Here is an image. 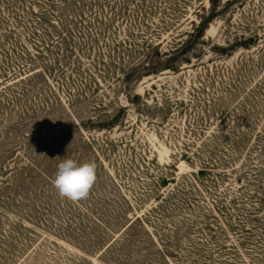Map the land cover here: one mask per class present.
<instances>
[{
	"label": "rangeland",
	"instance_id": "rangeland-1",
	"mask_svg": "<svg viewBox=\"0 0 264 264\" xmlns=\"http://www.w3.org/2000/svg\"><path fill=\"white\" fill-rule=\"evenodd\" d=\"M210 6L0 0V183L29 194L0 196V264H264V0L191 35ZM66 158L97 165L85 200Z\"/></svg>",
	"mask_w": 264,
	"mask_h": 264
},
{
	"label": "clouds",
	"instance_id": "clouds-1",
	"mask_svg": "<svg viewBox=\"0 0 264 264\" xmlns=\"http://www.w3.org/2000/svg\"><path fill=\"white\" fill-rule=\"evenodd\" d=\"M97 165L94 161L78 163L66 158L57 167L52 185L62 199L79 202L89 197L97 180Z\"/></svg>",
	"mask_w": 264,
	"mask_h": 264
},
{
	"label": "trees",
	"instance_id": "trees-1",
	"mask_svg": "<svg viewBox=\"0 0 264 264\" xmlns=\"http://www.w3.org/2000/svg\"><path fill=\"white\" fill-rule=\"evenodd\" d=\"M219 1L220 0H209V2H210V8H211V13L210 14H208L207 16H204L203 18H201V22L199 23V25L198 26H196V30L194 31V33L193 34H191V35H194L195 33H197V35L198 36H200V37H202L203 36V34L206 32V30H208V26L210 25V23L213 21V20H215L217 17H218V4H219ZM255 39H257V36L255 37ZM250 44H249V46H248V48L249 47H251L253 44H251V43H255V41L253 40V38L252 39H250V41H248ZM182 49H184V46H181L180 48H178V49H176L175 50V52H178L179 53V51L180 52H182L183 50ZM219 50H223L222 48H218ZM173 61V60H172ZM163 70H169V69H172L171 67H167V66H165L164 68H162ZM154 71H158V70H154ZM159 71H162V70H159ZM150 75V73L149 74H147L146 76H149ZM261 137V136H260ZM6 153H10V152H6ZM3 154H5V152H2V153H0V156H3ZM0 167H2L1 169H0V172L1 173H5V172H7V170H6V168L5 167H3V166H0ZM34 169H36V168H33V167H29L28 169H26L27 170V172H33L34 171ZM35 172V171H34ZM201 173H203V171H201ZM14 174V171H10V174H8L9 175V177L11 176V175H13ZM29 174V173H28ZM8 175H6V176H8ZM26 176V175H25ZM12 177V176H11ZM41 177V176H40ZM8 178V177H7ZM17 179V177H15L14 178V180H12V181H8V182H5V183H3V182H1L0 183V196H2V199L4 200V204H6V203H17L16 205H18L19 203H20V200H18V199H16V201H14L15 200V198H16V196H19V199H21V200H23V201H29V199H28V197H29V194L28 193H26L25 191H23V192H20V190H15L14 192H12V188L11 187H14L15 185H14V183L17 181L16 180ZM37 178H35V180H36ZM34 179L33 178H27V176H26V179H24V182H23V185H25V187H23V188H25V189H27V186H28V183H29V185H31V181H33ZM34 182L35 181H33V184H34ZM17 191V192H16ZM28 191H30V190H28ZM20 192V193H19ZM23 197H24V199H23ZM0 203H2L1 202V200H0ZM143 222V220L141 219V220H139V218H137L135 221H132V222H130L129 223V225H127V228L125 229V231H124V233L123 234H125L126 232H128L135 224H136V222ZM128 238H130V235L129 234H127V235H125L124 236V238L123 239H121L123 242L124 241H127V239ZM134 238H131V239H129V241L128 242H130V240H133ZM121 241V242H122ZM133 242V241H132ZM114 243H112L108 248H107V250H109L110 248H112V245H113ZM123 243H121V245H122ZM129 244V243H128ZM118 245V244H117ZM119 246V245H118ZM128 248V247H127ZM107 250L105 251V253L107 252ZM130 253H132L131 251H130ZM162 253H163V250H162ZM128 255L129 254H126L125 255V257L126 258H128ZM164 255V254H163ZM131 256V255H130ZM164 256H166V255H164Z\"/></svg>",
	"mask_w": 264,
	"mask_h": 264
}]
</instances>
